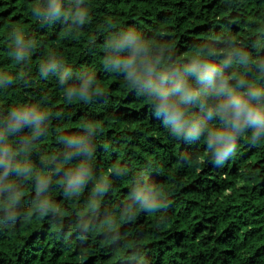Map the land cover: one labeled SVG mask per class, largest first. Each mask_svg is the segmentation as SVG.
<instances>
[{"label": "clouds", "instance_id": "clouds-1", "mask_svg": "<svg viewBox=\"0 0 264 264\" xmlns=\"http://www.w3.org/2000/svg\"><path fill=\"white\" fill-rule=\"evenodd\" d=\"M94 3L32 0L29 15L36 29L87 34L98 64L74 61L61 42L45 49L46 39L31 28L5 30L3 59L14 70L0 69V236L19 238L21 224L39 222L65 248L75 240L81 255L154 264L145 241L170 219L173 189L161 180L166 162L129 152L151 150L127 124L122 137L105 132L108 121L119 126L126 117L122 109L112 111L104 81L114 77L130 100L144 105L149 124L170 143L203 142L205 163L217 170L238 161L242 145L264 155V8L249 12L251 0H223L224 18L202 29L199 40H182V48L167 30L98 19ZM34 55L40 57L35 64ZM179 159L187 164L194 155ZM250 168L242 179L257 178ZM146 216L154 218L152 230ZM243 255V264H264V248Z\"/></svg>", "mask_w": 264, "mask_h": 264}, {"label": "trees", "instance_id": "trees-1", "mask_svg": "<svg viewBox=\"0 0 264 264\" xmlns=\"http://www.w3.org/2000/svg\"><path fill=\"white\" fill-rule=\"evenodd\" d=\"M31 2L0 0V17L3 18L0 23V69L14 70V66L3 59L5 30L11 25L39 31L40 39H46L45 49L47 45L61 42L63 51L74 61L101 62L96 51L88 48L87 34L73 37L65 34L63 28H34L36 21L29 15ZM222 4L223 0H95L94 8L98 19L115 17L121 23H139L149 30H167L165 34L175 37V42L183 48L182 40H199L203 36L202 29L209 24L215 26L214 21L224 18L220 11ZM257 7L264 8V4L257 5L251 0L247 11ZM39 59L34 55L33 64ZM44 87L49 93L56 91L54 85H43L41 90ZM104 87L110 92L112 111L122 109L126 117L119 126L108 121L105 132L113 139L122 137L127 124V132L139 131L143 147L151 150L141 152L132 146L129 152L140 159L159 156L166 162L167 175L161 180L165 187L173 189L170 219L145 241L155 252L154 264H243V253L264 248V155L242 145L241 158L230 162L223 170H217L205 163L203 142L191 148L170 143L159 132L158 126L149 124L143 115L145 106L130 100L114 77L109 76ZM26 91L31 95L32 89ZM76 122L69 121L73 126ZM120 147L124 149L126 145L122 143ZM182 153L194 155V159L185 164L179 159ZM121 155L122 152L117 153L115 159L119 160ZM197 164L199 166H194ZM248 165L250 170H255V180L241 178V171ZM124 190L122 185L121 191ZM153 219L149 216L143 219L149 230L153 229ZM52 231L46 224L32 222L27 227L20 225L19 238L7 234L0 236V264H114L109 260L102 262L99 256L90 255L87 250L81 255L76 250L75 240L71 247L65 248L61 240L51 237Z\"/></svg>", "mask_w": 264, "mask_h": 264}]
</instances>
